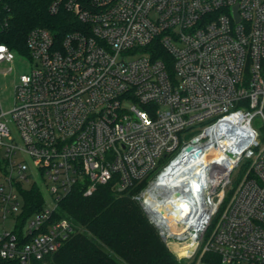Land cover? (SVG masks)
Listing matches in <instances>:
<instances>
[{
  "label": "built area",
  "instance_id": "built-area-1",
  "mask_svg": "<svg viewBox=\"0 0 264 264\" xmlns=\"http://www.w3.org/2000/svg\"><path fill=\"white\" fill-rule=\"evenodd\" d=\"M49 11L78 27L32 30L34 68L12 110L0 104V264H53L78 227L52 215L79 185L137 201L170 249H189L185 264H264L253 126L264 123V0H52ZM14 58L0 44V62ZM162 177L163 203L177 190L188 206L166 209L176 217L147 201ZM35 186L45 204L23 222Z\"/></svg>",
  "mask_w": 264,
  "mask_h": 264
},
{
  "label": "trees",
  "instance_id": "trees-1",
  "mask_svg": "<svg viewBox=\"0 0 264 264\" xmlns=\"http://www.w3.org/2000/svg\"><path fill=\"white\" fill-rule=\"evenodd\" d=\"M51 3L0 0V44L28 56L27 39L32 30L45 28L62 36L77 29L73 15L65 11L51 14ZM23 195L24 222L44 206L45 198L36 186ZM62 218L72 220L78 231L52 256L53 264H184L163 241L140 204L130 196L119 197L111 185L99 186L91 196H84L79 185L52 215V221ZM16 233L22 237L24 231L20 228Z\"/></svg>",
  "mask_w": 264,
  "mask_h": 264
},
{
  "label": "rangeland",
  "instance_id": "rangeland-1",
  "mask_svg": "<svg viewBox=\"0 0 264 264\" xmlns=\"http://www.w3.org/2000/svg\"><path fill=\"white\" fill-rule=\"evenodd\" d=\"M34 68V63L28 58V56L15 53L13 62H0V104L1 108L5 112H9L14 107L15 103V90L20 81V77L25 74H29ZM253 126L260 135V142L264 144V123L261 117H256L253 120ZM11 128L15 133L16 127L11 124ZM200 131L190 133L188 139L197 135ZM243 168H238L233 177L238 178L242 176ZM45 196L49 198V195L45 193ZM174 248V247H173ZM177 249V248H176ZM177 259L185 264V261L177 256V251L170 249Z\"/></svg>",
  "mask_w": 264,
  "mask_h": 264
},
{
  "label": "bare ground",
  "instance_id": "bare-ground-1",
  "mask_svg": "<svg viewBox=\"0 0 264 264\" xmlns=\"http://www.w3.org/2000/svg\"><path fill=\"white\" fill-rule=\"evenodd\" d=\"M204 158H202L203 160ZM197 162V160L195 161V159H193V164L195 165ZM178 179V178H177ZM174 181V180H172ZM175 182V181H174ZM169 182L166 180H163V177L159 180V182L155 185L154 189L150 190L147 194H146V198L149 204H151V206H153V208L157 211H160L163 213V195L165 196V192H160L163 189V186L168 184ZM157 194L158 196H162V198H157ZM163 219V218H162ZM177 251V256L178 257H184L186 255H188L189 253V249L187 248H182V249H176Z\"/></svg>",
  "mask_w": 264,
  "mask_h": 264
},
{
  "label": "water",
  "instance_id": "water-1",
  "mask_svg": "<svg viewBox=\"0 0 264 264\" xmlns=\"http://www.w3.org/2000/svg\"><path fill=\"white\" fill-rule=\"evenodd\" d=\"M186 152L187 153H192L194 152V148L192 146H188L186 148ZM199 155V152H195L192 156L194 158H196L197 156ZM162 198V196H160ZM168 197L171 199V202L170 203H163V213L160 212V211H157V214L161 217V218H170V217H176L174 213L168 215L165 213L166 209L167 208H170L171 205L174 206L176 209L178 210H186L188 208L187 204L181 200H179L181 197H182V194L180 191H177V190H171L169 193H168ZM161 237L163 238V234H161Z\"/></svg>",
  "mask_w": 264,
  "mask_h": 264
}]
</instances>
